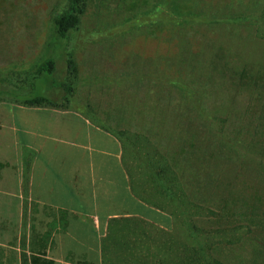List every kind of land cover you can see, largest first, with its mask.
Instances as JSON below:
<instances>
[{
  "label": "rangeland",
  "instance_id": "obj_1",
  "mask_svg": "<svg viewBox=\"0 0 264 264\" xmlns=\"http://www.w3.org/2000/svg\"><path fill=\"white\" fill-rule=\"evenodd\" d=\"M68 1L0 0L5 98L59 100L71 83L61 108L122 136L138 195L159 196L146 152L172 163L202 207L191 229L182 213L151 205L152 219L133 217L173 234L180 255L191 231L226 264H264V0H87L79 28L52 40ZM46 57L56 72L31 73Z\"/></svg>",
  "mask_w": 264,
  "mask_h": 264
},
{
  "label": "crops",
  "instance_id": "obj_2",
  "mask_svg": "<svg viewBox=\"0 0 264 264\" xmlns=\"http://www.w3.org/2000/svg\"><path fill=\"white\" fill-rule=\"evenodd\" d=\"M11 98L0 100V264H108L112 221L152 219L122 141L76 109Z\"/></svg>",
  "mask_w": 264,
  "mask_h": 264
},
{
  "label": "trees",
  "instance_id": "obj_3",
  "mask_svg": "<svg viewBox=\"0 0 264 264\" xmlns=\"http://www.w3.org/2000/svg\"><path fill=\"white\" fill-rule=\"evenodd\" d=\"M251 4L253 5L254 3L250 2ZM86 5L87 0H69L67 8L63 12L54 15L52 20V40L68 39L69 34L79 28L81 17L86 10ZM248 5L249 2L244 6ZM68 64L70 70L77 71L72 60H68ZM56 69L57 63L55 59L46 57L42 58L33 66L31 73L42 76L45 73H55ZM58 88L64 91V95L59 100H55L47 95H24L23 98H20L14 91L10 93H12L15 100L25 105L61 108L62 102L69 101V97L73 93V88L69 82H62ZM4 95L3 91H1L0 100L5 98ZM263 96L264 93L262 94L261 102L264 101ZM262 113L263 115L260 116L261 119L259 120H262L264 123V107ZM121 134L125 133L122 132ZM117 135L122 140L125 150V142L122 136L119 133ZM142 142L134 141L131 137V144L135 143L136 145L137 143L147 146L146 141L145 143ZM145 163L146 166L148 165L152 169V173H145V175L146 180H151L152 178L154 181V195H159L156 197L157 202L155 203L143 198L138 195L135 189L134 192L146 203L168 212L172 216H176L177 212L182 213L181 215H184L185 219H187V225L184 223L186 225L185 228L191 229V224H194L195 220L193 219L194 221H192L189 216L196 213L198 215L201 214L198 210H201L202 207L198 204L191 203L190 196L186 193L185 189L181 188L182 185L179 183L180 177L173 164L166 160L165 157L161 159L152 154L151 156L147 155L144 152L142 164ZM173 205V210H170V207ZM157 229L158 227L153 223L148 224L135 217H120L119 219L113 220L109 225L108 234L105 239L106 242H104V257L106 262L108 264H226L221 259L208 253L211 250L209 242L199 240L195 232L189 231L186 233L185 237L187 239L182 240L180 255L177 252L178 249H176L178 244H176L175 236L162 229ZM204 232L206 233H204L205 235L209 234V232ZM188 236L192 241L188 239Z\"/></svg>",
  "mask_w": 264,
  "mask_h": 264
}]
</instances>
